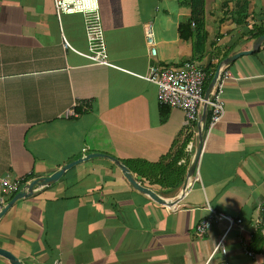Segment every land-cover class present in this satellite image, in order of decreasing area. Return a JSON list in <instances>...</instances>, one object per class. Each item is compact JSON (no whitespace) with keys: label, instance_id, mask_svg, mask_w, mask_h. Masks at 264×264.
Returning a JSON list of instances; mask_svg holds the SVG:
<instances>
[{"label":"crops","instance_id":"crops-1","mask_svg":"<svg viewBox=\"0 0 264 264\" xmlns=\"http://www.w3.org/2000/svg\"><path fill=\"white\" fill-rule=\"evenodd\" d=\"M187 1L99 0L105 64L84 54L83 15L58 20L54 0H0V176L23 178L18 192L0 188V211L8 206L0 247L24 264H264V43L220 65L253 48L264 0H205L197 53L198 23L191 22L188 38L180 30L191 16ZM64 37L73 48L64 47ZM189 61L207 71L205 91L218 68L228 75L225 114L211 130L209 109L205 123L204 109L186 123L185 111L160 103L156 85L143 77L152 62L178 68ZM199 124L198 170L188 176ZM95 152L119 159L171 203L155 201L113 160L94 156L9 204L34 179ZM211 210L244 221L243 231L233 227L225 236V253H213L225 220L196 233ZM0 264L11 262L0 255Z\"/></svg>","mask_w":264,"mask_h":264},{"label":"built area","instance_id":"built-area-1","mask_svg":"<svg viewBox=\"0 0 264 264\" xmlns=\"http://www.w3.org/2000/svg\"><path fill=\"white\" fill-rule=\"evenodd\" d=\"M54 12L61 20L66 14H81L84 17L87 40L89 42V51L84 53L96 63H109L107 61V46L103 31L102 20L100 16L99 0H54ZM145 40L150 50V55L155 57L157 54V41L152 22L145 24ZM64 47L73 48L72 44L64 37ZM222 71H220L221 73ZM218 75L219 82L211 91L208 102L210 118L208 121V130H211L221 121L225 114V100L223 98L224 79L227 73ZM144 78L152 82L157 87L158 100L162 104L172 107H179L186 113V123L198 121L205 104V85L208 79L207 71L198 66L195 61L186 62L182 67L174 68L168 66H159L152 62L148 73ZM198 170V166L196 168ZM23 178H12L9 175L0 176V188L9 192H18L22 187ZM225 220L228 223L227 229L217 242L214 252L221 250L226 252L225 236L233 227H238L240 231L244 230L243 219L236 218L226 213H217L211 210L207 218L200 220L196 226V233L203 236L216 221ZM245 252L256 257L257 253L249 247H244ZM264 253V251H263ZM261 264V263H255Z\"/></svg>","mask_w":264,"mask_h":264},{"label":"water","instance_id":"water-1","mask_svg":"<svg viewBox=\"0 0 264 264\" xmlns=\"http://www.w3.org/2000/svg\"><path fill=\"white\" fill-rule=\"evenodd\" d=\"M264 43V33L257 36L254 39V43H253V48L248 49V50H242L239 51L229 57H227L226 59H224L221 62V66L223 64H228L230 63L232 60L236 59L237 57L243 55V54H248V53H252L254 50H257L262 44ZM219 68L217 69V71L215 72L214 77L212 78V80L210 81L205 94H204V98H205V104H204V111H203V115H202V121L201 123H205L207 118H208V102H209V98H210V94L211 91L216 83V79L219 75ZM200 127V142L198 144L197 147V151L195 154V158L192 162V165L188 171V176H192L197 168L199 159H200V155H201V150H202V146H203V133H202V125L199 124ZM94 156H105L107 158H110L111 160H113L122 170V172L124 173V175L126 176V178L128 179V181L130 182V184L135 187L136 189L140 190L141 192H144L146 194H148L152 199H154L155 201L162 203V204H166L169 205L171 202L163 199L162 197H160L156 192H154L152 189L148 188L147 186H144L143 184H141L131 173L130 169L124 164L122 163L119 159H117L116 157L112 156V155H108L105 153H100V152H95V153H91L89 154L87 157H81L77 160L71 161L70 163L66 164L65 166H63L61 169L55 171L52 175L50 176H46V177H40V178H36L33 181H31L24 190L20 191L19 193H17L14 198L10 201L9 204L14 203L17 199L21 198V197H26V196H30L33 193V188L36 184L38 185H47L50 184L52 182H55L57 180H59V178L63 175V173L71 168L73 165L87 159L90 157H94ZM174 203V202H173ZM8 206H6L4 209H2L0 211V218L2 217V215L4 214V212L7 210ZM0 255L6 257L11 264H24L13 252H11L8 249H5L3 247H0Z\"/></svg>","mask_w":264,"mask_h":264},{"label":"trees","instance_id":"trees-1","mask_svg":"<svg viewBox=\"0 0 264 264\" xmlns=\"http://www.w3.org/2000/svg\"><path fill=\"white\" fill-rule=\"evenodd\" d=\"M187 3L189 4L191 8V16H190V19L185 24L183 23L180 26L181 34L184 38H188L189 36H192L193 31L189 29L191 26V22L194 20L196 23H198L197 28H195V32H194L196 33V38H197L195 42V52L196 53L203 52L201 42L203 41L205 33L201 32V27L203 26L201 19L204 14V10H205V0H188ZM247 12L248 11H247L246 6L238 9L237 13L239 14L241 18L239 21L240 23L243 22L248 17ZM187 33L189 34L186 35ZM263 33H264V27L260 28L259 31L254 35H259V34L261 35Z\"/></svg>","mask_w":264,"mask_h":264},{"label":"rangeland","instance_id":"rangeland-1","mask_svg":"<svg viewBox=\"0 0 264 264\" xmlns=\"http://www.w3.org/2000/svg\"><path fill=\"white\" fill-rule=\"evenodd\" d=\"M88 44H89V42H88Z\"/></svg>","mask_w":264,"mask_h":264}]
</instances>
